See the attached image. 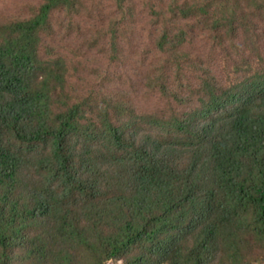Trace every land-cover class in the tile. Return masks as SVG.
I'll return each instance as SVG.
<instances>
[{"label":"trees","instance_id":"obj_1","mask_svg":"<svg viewBox=\"0 0 264 264\" xmlns=\"http://www.w3.org/2000/svg\"><path fill=\"white\" fill-rule=\"evenodd\" d=\"M56 15L110 63L148 34L144 106L53 42ZM197 38L235 58L232 82ZM0 264H264V0H40L0 20Z\"/></svg>","mask_w":264,"mask_h":264},{"label":"rangeland","instance_id":"obj_2","mask_svg":"<svg viewBox=\"0 0 264 264\" xmlns=\"http://www.w3.org/2000/svg\"><path fill=\"white\" fill-rule=\"evenodd\" d=\"M40 0H0V20L13 16H25L32 5H37ZM63 18L56 15L54 18L53 42L61 44L62 49L67 45H74L77 53L89 65V68L108 75L106 86L112 89H123L133 97L136 104L144 106L143 88L141 78L149 69L150 62L155 54H152V45L148 34L143 29L131 28L122 38L120 49L122 55L116 63H110L98 53L96 46L88 47L83 38L89 39L92 26L80 22L78 26H61L59 23ZM65 24L67 21H65ZM141 22H143L141 20ZM194 52L197 54L204 66L209 68L213 76L222 84L232 82L236 77L232 72V61L234 57L228 58L222 50L213 49L209 43L200 38L196 39ZM122 47V48H121ZM148 99L146 98V101Z\"/></svg>","mask_w":264,"mask_h":264}]
</instances>
